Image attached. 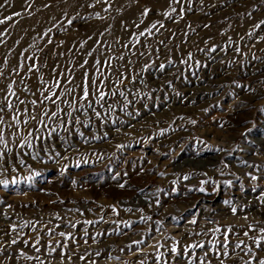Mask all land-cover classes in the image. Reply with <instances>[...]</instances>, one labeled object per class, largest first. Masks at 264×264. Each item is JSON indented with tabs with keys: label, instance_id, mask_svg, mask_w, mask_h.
I'll use <instances>...</instances> for the list:
<instances>
[{
	"label": "rangeland",
	"instance_id": "rangeland-1",
	"mask_svg": "<svg viewBox=\"0 0 264 264\" xmlns=\"http://www.w3.org/2000/svg\"><path fill=\"white\" fill-rule=\"evenodd\" d=\"M0 20V264L264 259V0H0Z\"/></svg>",
	"mask_w": 264,
	"mask_h": 264
},
{
	"label": "snow or ice",
	"instance_id": "snow-or-ice-1",
	"mask_svg": "<svg viewBox=\"0 0 264 264\" xmlns=\"http://www.w3.org/2000/svg\"><path fill=\"white\" fill-rule=\"evenodd\" d=\"M174 2L179 3V0H174ZM148 11H149V10L146 9L145 12H144V15H147V14H148ZM172 11L175 12L176 10H175V9H172ZM16 15H19V13H16ZM164 15H165V17H167V16L170 15V13H169V12H165ZM7 19H12V17L9 16V17H7ZM4 22H5L4 20H0V24H2V23H4ZM152 27L155 28L156 25L153 24ZM161 27H163V25H161ZM212 51H215V49H212ZM97 63H98V62H97ZM161 67H163V66H161ZM13 95H14V93H13ZM87 96H88V89H87V87H85V88H84V98H87ZM103 98H104V94L101 93L99 99L102 100ZM46 99H51V97H46ZM21 103H23V101H21ZM33 103H35V101H33ZM10 107H11V103H9V108H10ZM0 110H2V109H0ZM262 111H264V109H262ZM97 115H98V114H97ZM193 123H195V122L193 121ZM221 126H222V125H221ZM0 142H3V136H2V135H0ZM5 147H6V145H5ZM0 159H2V156H0ZM251 179L256 180L257 177L252 176ZM0 183H2V184H4V185H7L8 182H7V181H0ZM120 187H123V185H120ZM200 191H204V189L201 188ZM253 191H255V189H254ZM258 199H262V200H264V197H259ZM224 203H225L226 205H231V201H227V200H226V201H224ZM113 211H114V212L116 211L115 208H113ZM127 211H131V209H127ZM231 211H232V213L235 215L237 209H236L235 207H231ZM245 218H246V217H245ZM192 222L195 223V221H192ZM86 223H91V221H86ZM13 231H15L14 228H13ZM217 231H219V229H217ZM229 231H231V229H229ZM261 232L264 233V229H261ZM59 235L65 237L66 239L71 238L70 236H66V234H65L64 232H60ZM244 235L247 236L248 233L245 232ZM12 243L15 244V243H17V241H16V240H12ZM39 243H40V241H39V239H37L36 242L32 245V246L35 248V250H36L37 252L40 251V248L36 246V245H38ZM255 243L259 246L260 241H259V240H256ZM200 246L203 247V245H200ZM226 246H227V245H225V247H226ZM48 247H49V248H52L51 245H48ZM193 247H195V246H193ZM236 247H240V245H237ZM171 251H172V253L175 254V253L177 252V249H176L175 247H173V248L171 249ZM52 252H55V248H52ZM250 252H251V249H248V252H247L246 254H248V253H250ZM51 254H52V253L50 252L49 255H51ZM21 255H23V253H21ZM225 255H226V253H225ZM28 258L31 259V257H28ZM80 258H81V259H84L83 256H81ZM157 258L159 259V257H157ZM37 259H39V257H37ZM41 264H43V262H41ZM222 264H223V262H222ZM245 264H252V261H251V260L246 261ZM259 264H264V259L259 260Z\"/></svg>",
	"mask_w": 264,
	"mask_h": 264
}]
</instances>
